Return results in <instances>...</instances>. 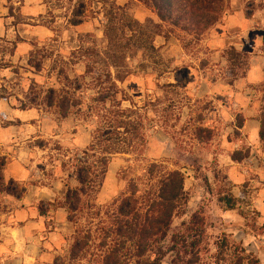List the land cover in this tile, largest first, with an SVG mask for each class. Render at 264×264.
Returning a JSON list of instances; mask_svg holds the SVG:
<instances>
[{
	"label": "rangeland",
	"instance_id": "rangeland-1",
	"mask_svg": "<svg viewBox=\"0 0 264 264\" xmlns=\"http://www.w3.org/2000/svg\"><path fill=\"white\" fill-rule=\"evenodd\" d=\"M110 9L141 24L154 46L126 51L129 75L115 80L114 100L95 78L105 69L115 74L105 53ZM231 48L247 59L236 79ZM263 89L264 0H227L198 37L161 21L144 0H0V155L5 178L21 190L18 198L0 194V264H102L117 204L132 187L135 197L153 196L170 171L182 174L186 203L158 243L160 264L172 263L176 234L198 242L193 264H222L224 240L228 252L242 248L264 264ZM114 112L141 119L145 144L111 155L99 190L70 220L67 189L78 186L80 161L92 159L96 118ZM224 195L235 198L234 208ZM79 237L87 244L75 255Z\"/></svg>",
	"mask_w": 264,
	"mask_h": 264
},
{
	"label": "trees",
	"instance_id": "trees-1",
	"mask_svg": "<svg viewBox=\"0 0 264 264\" xmlns=\"http://www.w3.org/2000/svg\"><path fill=\"white\" fill-rule=\"evenodd\" d=\"M144 2L154 9L161 21L198 37L220 20L227 0H144ZM106 19L105 53L108 65L115 70V74L113 77L110 70L105 69L102 73L96 74L95 78L100 84L105 83L103 88L105 97L110 95L109 97L114 100L120 91L115 80L122 82L129 75L128 70H122L127 57L126 51L134 53L140 50L146 53L153 50L154 46L151 44L150 33L125 14L110 9L106 13ZM226 57L233 79L244 76L247 65L246 55L231 48L227 51ZM103 61L106 63L105 60ZM91 69L90 65H87V70ZM122 113L125 112L117 114L114 112L111 116L109 113V118H96L98 126L95 129L94 141L90 145L92 159L86 157L80 161L78 186L74 189L68 188L65 194L64 205L69 212L70 220H74L77 211L87 203L83 197L92 196L99 190L111 155L141 151L145 144L141 119L120 118L118 114ZM258 120L259 138L264 142V89ZM237 127H242L241 119L238 120ZM97 151L100 153L97 154ZM237 156L238 154L234 155V158L237 159ZM4 167L5 158L0 155V194L18 198L21 190L15 181L5 178ZM155 168L157 166H151L150 172ZM157 187L153 196L146 194L141 197H135L136 190L132 187V193L117 204L112 215L115 227L111 232L109 229L105 230L103 238L102 264H126L132 258L137 259L138 264H160L163 256L158 243L166 238L172 218L186 203V196L183 190V176L179 171L164 173ZM220 201L227 208H234L236 205L232 195H224L220 197ZM109 235H111L110 240L105 242ZM196 235L192 236L193 239ZM186 238L179 234L172 237L169 250L174 253V259L171 264H193L197 259V250L194 248L198 242L192 240L187 243ZM86 244L85 238L79 237L75 240L72 251L77 255ZM217 246L218 263L260 264L256 257L245 253L242 248L234 247L228 252L225 240L218 242ZM148 252L154 254L151 263L141 260Z\"/></svg>",
	"mask_w": 264,
	"mask_h": 264
}]
</instances>
